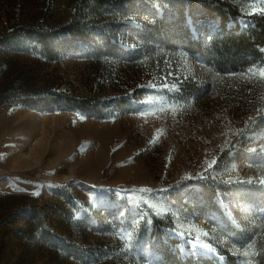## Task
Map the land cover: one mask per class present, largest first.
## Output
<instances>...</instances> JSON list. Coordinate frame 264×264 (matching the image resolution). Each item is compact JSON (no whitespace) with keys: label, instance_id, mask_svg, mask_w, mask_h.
I'll list each match as a JSON object with an SVG mask.
<instances>
[{"label":"rangeland","instance_id":"374dc122","mask_svg":"<svg viewBox=\"0 0 264 264\" xmlns=\"http://www.w3.org/2000/svg\"><path fill=\"white\" fill-rule=\"evenodd\" d=\"M218 1L0 0V264H264V14Z\"/></svg>","mask_w":264,"mask_h":264},{"label":"snow or ice","instance_id":"6c2138e0","mask_svg":"<svg viewBox=\"0 0 264 264\" xmlns=\"http://www.w3.org/2000/svg\"><path fill=\"white\" fill-rule=\"evenodd\" d=\"M250 7L253 9V11L264 14V0H251ZM248 73L250 74V78H256L259 81H264V66H256L249 68ZM249 119L251 120L252 118L250 117ZM250 151H255V149H250ZM215 163L216 161L215 159H213L210 163H208V168H211ZM260 183L264 184V179H261ZM141 191H148V189H141ZM204 235H207V233H204ZM200 247L205 250H211L206 244L201 245ZM242 254L250 258L251 256H254L257 253L254 251V247L252 245H249L244 249ZM248 264H252L251 259H249Z\"/></svg>","mask_w":264,"mask_h":264},{"label":"trees","instance_id":"16d2710c","mask_svg":"<svg viewBox=\"0 0 264 264\" xmlns=\"http://www.w3.org/2000/svg\"><path fill=\"white\" fill-rule=\"evenodd\" d=\"M217 2L219 4L226 3L225 1L223 2V1H218V0ZM226 6L230 14H232V16H235L237 14V11H235L236 8L231 9L229 4H227ZM224 19H226V17H224ZM248 35H249L248 37H241L242 39H234L232 41V44H230V46L233 48V46L235 45L236 46L242 45L244 46V48H248L247 51L250 52V54H252L255 51V49L252 46L251 41L256 40V41L264 42V22H259L258 25L254 29H252Z\"/></svg>","mask_w":264,"mask_h":264}]
</instances>
